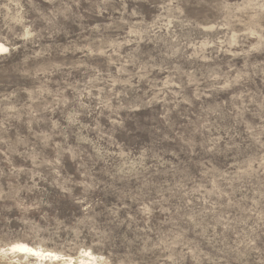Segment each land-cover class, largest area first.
I'll return each instance as SVG.
<instances>
[{
  "label": "rangeland",
  "instance_id": "rangeland-1",
  "mask_svg": "<svg viewBox=\"0 0 264 264\" xmlns=\"http://www.w3.org/2000/svg\"><path fill=\"white\" fill-rule=\"evenodd\" d=\"M0 264H264V0H0Z\"/></svg>",
  "mask_w": 264,
  "mask_h": 264
},
{
  "label": "bare ground",
  "instance_id": "bare-ground-1",
  "mask_svg": "<svg viewBox=\"0 0 264 264\" xmlns=\"http://www.w3.org/2000/svg\"><path fill=\"white\" fill-rule=\"evenodd\" d=\"M4 49H6V48L0 44V52L4 51Z\"/></svg>",
  "mask_w": 264,
  "mask_h": 264
},
{
  "label": "snow or ice",
  "instance_id": "snow-or-ice-1",
  "mask_svg": "<svg viewBox=\"0 0 264 264\" xmlns=\"http://www.w3.org/2000/svg\"><path fill=\"white\" fill-rule=\"evenodd\" d=\"M4 51H7V49H4Z\"/></svg>",
  "mask_w": 264,
  "mask_h": 264
}]
</instances>
